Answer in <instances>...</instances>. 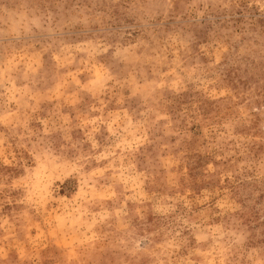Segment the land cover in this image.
Listing matches in <instances>:
<instances>
[{"label": "rangeland", "instance_id": "374dc122", "mask_svg": "<svg viewBox=\"0 0 264 264\" xmlns=\"http://www.w3.org/2000/svg\"><path fill=\"white\" fill-rule=\"evenodd\" d=\"M0 264H264V0H0Z\"/></svg>", "mask_w": 264, "mask_h": 264}]
</instances>
